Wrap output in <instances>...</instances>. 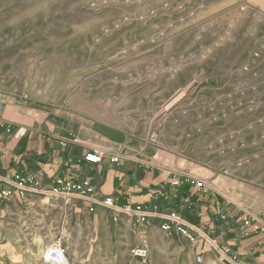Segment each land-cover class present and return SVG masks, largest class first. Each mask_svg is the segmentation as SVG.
Returning a JSON list of instances; mask_svg holds the SVG:
<instances>
[{"label": "rangeland", "instance_id": "rangeland-1", "mask_svg": "<svg viewBox=\"0 0 264 264\" xmlns=\"http://www.w3.org/2000/svg\"><path fill=\"white\" fill-rule=\"evenodd\" d=\"M13 94L142 141L206 194L264 215V0H0V95ZM47 234L0 242V264H53L58 240L64 264H113L74 261ZM196 247L157 240L120 262L222 264Z\"/></svg>", "mask_w": 264, "mask_h": 264}, {"label": "crops", "instance_id": "crops-1", "mask_svg": "<svg viewBox=\"0 0 264 264\" xmlns=\"http://www.w3.org/2000/svg\"><path fill=\"white\" fill-rule=\"evenodd\" d=\"M72 138L78 143L61 145V139ZM96 150L103 152V162H86L85 156ZM156 152L142 141L122 139L112 130L84 124L60 110L36 106L16 94L0 95V178L35 175L46 186L58 177H69L76 183L89 180L98 195L113 196L119 205L138 204L163 213L176 211L216 238L221 247H230L243 264H264V234L240 236L236 227L239 219L235 220L240 212L244 216L259 214L246 212L234 200L211 196L206 189L188 183L173 187L172 178L180 171L161 166ZM113 157L119 162L112 163ZM8 188L0 185V242L6 245L31 243L43 231L48 232L46 240L50 243L57 237L64 239L74 261L123 264L120 261L126 259L129 248L149 251L157 240L176 247L190 244L176 231H163L157 220L140 225L133 217L116 215L102 206L91 211L93 207L87 201L74 199L66 204L63 199L22 196L15 189L9 198L1 196V191ZM227 202L233 209L229 210ZM204 246L208 259L224 264L207 243L201 242L196 248ZM9 258L13 260L11 255Z\"/></svg>", "mask_w": 264, "mask_h": 264}, {"label": "built area", "instance_id": "built-area-1", "mask_svg": "<svg viewBox=\"0 0 264 264\" xmlns=\"http://www.w3.org/2000/svg\"><path fill=\"white\" fill-rule=\"evenodd\" d=\"M60 143L63 147H67L70 143H78V139H61ZM103 152L92 151L85 156V161L90 164H101L103 162ZM112 163L119 162L118 157L111 159ZM190 184L199 190L205 189V183L199 179L178 174L173 177L171 185L173 187H181L183 184ZM0 185H7L10 188L3 189L1 196L9 198L13 195V189L18 190L22 196L31 194L37 197H45L51 199H63L66 204H70L72 200L78 199L87 201L92 205L91 211L95 207L102 206L116 215L123 214L133 217L138 224H149L152 220L160 222V227L163 231H176L184 237L190 244L199 245L207 243L215 250L224 264H243L235 255L230 247H221L218 240L207 234L201 227L188 223L176 211L159 212L158 208H149L138 204H122L116 203L113 196H100L95 191L94 186L89 180L83 182H74L69 177H58L48 186L44 185L41 180L35 175L17 176L14 180L0 178ZM222 219H226L224 216ZM238 230L241 236H247L251 233L264 234V215L243 216L238 220ZM60 240L55 242L54 246L44 254V260L53 264H64V251ZM131 254L140 260L148 258V250L145 248H134ZM198 261H202V255L198 256Z\"/></svg>", "mask_w": 264, "mask_h": 264}, {"label": "bare ground", "instance_id": "bare-ground-1", "mask_svg": "<svg viewBox=\"0 0 264 264\" xmlns=\"http://www.w3.org/2000/svg\"><path fill=\"white\" fill-rule=\"evenodd\" d=\"M66 261V260H65Z\"/></svg>", "mask_w": 264, "mask_h": 264}]
</instances>
